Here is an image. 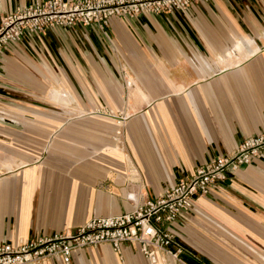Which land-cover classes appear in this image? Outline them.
<instances>
[{
  "label": "crops",
  "instance_id": "obj_1",
  "mask_svg": "<svg viewBox=\"0 0 264 264\" xmlns=\"http://www.w3.org/2000/svg\"><path fill=\"white\" fill-rule=\"evenodd\" d=\"M43 1L0 0V27ZM262 132L264 0L24 32L0 48V245L131 213ZM168 229L186 264H264V159ZM70 261L171 264L128 243Z\"/></svg>",
  "mask_w": 264,
  "mask_h": 264
},
{
  "label": "built area",
  "instance_id": "obj_2",
  "mask_svg": "<svg viewBox=\"0 0 264 264\" xmlns=\"http://www.w3.org/2000/svg\"><path fill=\"white\" fill-rule=\"evenodd\" d=\"M207 0H45L35 2L19 16L6 18L0 27V48L16 42L25 32L43 33L52 27L68 29L76 25H108L112 17L136 18L143 14H171L186 11ZM264 159V132L243 140L230 154L220 156L196 168L192 177L179 180L154 200H146L133 212L121 216L93 218L68 235L39 237L16 246L0 245V264H38L60 257L71 264L73 252L108 244L120 253L124 243L134 244L149 262L162 253L171 264H186L184 248L168 226L193 207L196 198L254 161Z\"/></svg>",
  "mask_w": 264,
  "mask_h": 264
}]
</instances>
